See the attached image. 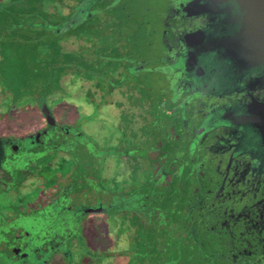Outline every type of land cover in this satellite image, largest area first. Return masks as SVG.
Segmentation results:
<instances>
[{
    "label": "flooded vegetation",
    "instance_id": "flooded-vegetation-1",
    "mask_svg": "<svg viewBox=\"0 0 264 264\" xmlns=\"http://www.w3.org/2000/svg\"><path fill=\"white\" fill-rule=\"evenodd\" d=\"M240 13L0 0V264H264V66L234 58Z\"/></svg>",
    "mask_w": 264,
    "mask_h": 264
},
{
    "label": "water",
    "instance_id": "water-1",
    "mask_svg": "<svg viewBox=\"0 0 264 264\" xmlns=\"http://www.w3.org/2000/svg\"><path fill=\"white\" fill-rule=\"evenodd\" d=\"M241 28L234 37V58L248 66H264V0H235ZM264 142V119L257 124Z\"/></svg>",
    "mask_w": 264,
    "mask_h": 264
},
{
    "label": "rangeland",
    "instance_id": "rangeland-1",
    "mask_svg": "<svg viewBox=\"0 0 264 264\" xmlns=\"http://www.w3.org/2000/svg\"><path fill=\"white\" fill-rule=\"evenodd\" d=\"M15 65V64H14ZM14 65H11L9 66V68H7V72H6V77L7 79H11V80H15V75H14V72H13V69H14ZM66 89V91L64 90V92L66 94H70V95H67L63 101L60 103L62 106H67V107H72V85L67 87L66 86L64 87ZM83 96L76 93L75 91V95H74V100L77 102V103H81L82 100H83ZM8 100V98H6ZM5 100V101H7ZM79 106H81V104H78ZM77 105V106H78ZM66 107V109H67ZM67 110H70V109H67ZM100 113H103L105 114V111H101ZM101 117V116H100ZM86 129H88L90 135H92L93 137L97 136L98 138H105L106 137V134H111L112 133V130H111V125L108 127L107 124L104 125V123L96 120L94 122H89L85 125Z\"/></svg>",
    "mask_w": 264,
    "mask_h": 264
}]
</instances>
